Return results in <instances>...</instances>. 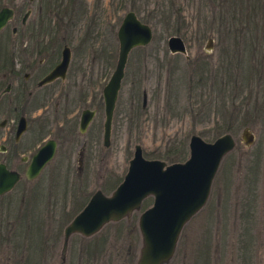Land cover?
<instances>
[{
    "label": "rangeland",
    "instance_id": "obj_1",
    "mask_svg": "<svg viewBox=\"0 0 264 264\" xmlns=\"http://www.w3.org/2000/svg\"><path fill=\"white\" fill-rule=\"evenodd\" d=\"M84 2L86 13L58 35L77 47L81 32L90 23L92 37L82 48L84 61L94 64L89 71L97 74L91 88L100 93L115 62V29L132 0ZM154 2L134 0L137 16L142 19L154 10ZM261 2L260 13H249L246 0H237L242 28L237 32L224 30L217 22L208 23L201 0H176L184 18L177 33L166 29L155 16L147 22L150 40L127 56L108 146L101 141V102L96 123L88 130L98 136V157L90 162H46L34 177L30 199L19 203L13 189L12 197L0 203V264H137L142 246L138 216L149 206L152 195L90 235L70 233L62 251L63 226L78 207L73 204L72 213L61 221L63 185L84 184L82 193L74 189L69 196L66 193L68 208L70 194H82L83 204L96 189L111 193L127 169L134 144L141 146L143 156L167 164L173 161L168 156L181 144L185 147L174 161L188 157L191 134L212 141L223 132L232 135L234 145L222 155L204 203L182 224L171 255L160 264H264V0ZM42 3L0 0V7L13 8V16L0 28V52L18 45L16 41L29 30L40 33L43 26L50 28L51 21L45 20L53 17L38 16ZM25 12V23L20 24ZM16 26L19 35L11 34V27ZM172 34L182 38L184 53L167 49L166 38ZM207 36L213 37L209 52L202 48ZM5 53L8 57V51ZM230 123L232 129L225 130ZM243 126L252 133L250 144L240 138Z\"/></svg>",
    "mask_w": 264,
    "mask_h": 264
},
{
    "label": "water",
    "instance_id": "obj_2",
    "mask_svg": "<svg viewBox=\"0 0 264 264\" xmlns=\"http://www.w3.org/2000/svg\"><path fill=\"white\" fill-rule=\"evenodd\" d=\"M27 12L23 15L26 16ZM12 17L9 6L0 7V28ZM14 32L15 28H11ZM115 35L117 53L113 68L101 88L103 104L102 142L108 143L111 116L118 89L124 73L128 51L135 46L145 45L151 38V27L131 9L126 10L118 23ZM213 37L207 36L202 48L209 52L212 49ZM167 49L174 53H184L185 46L177 34L166 38ZM68 60V48L63 46L62 58L48 72L40 83L52 79L56 73L61 74L63 65ZM144 94L142 95V105ZM91 114L84 109L81 113L80 130H83ZM240 138L245 144L252 141V133L248 126L241 129ZM234 145L229 132H223L212 141H205L197 134L188 138V157L183 161L165 163L158 158H146L142 155L141 146L134 144L127 169L122 179L110 194L96 189L81 208L72 216L63 228L62 251L67 237L72 232L90 235L109 220H118L131 209L137 207L148 194L152 201L138 216V229L141 234L137 264H160L167 260L173 251L175 241L182 224L204 203L211 179L224 153ZM53 141L46 140L38 148L28 168V176H33L50 158ZM264 167V152L262 158ZM16 179L0 166V192L8 189Z\"/></svg>",
    "mask_w": 264,
    "mask_h": 264
},
{
    "label": "flooded vegetation",
    "instance_id": "obj_3",
    "mask_svg": "<svg viewBox=\"0 0 264 264\" xmlns=\"http://www.w3.org/2000/svg\"><path fill=\"white\" fill-rule=\"evenodd\" d=\"M10 8L13 16V8ZM23 16L20 17V24L25 23ZM14 28L11 34H21L17 26ZM82 33L83 31L81 37ZM58 34L57 32L53 34L55 37H52L47 31L38 33L29 30L27 35L16 41L18 45L6 50L8 57L6 51L0 52V166L16 175L12 185L0 192L1 204L12 197L10 193L13 189L16 190L19 203L24 204L31 198L37 173L28 176V168L38 148L46 140L53 141V151L45 163L90 162L98 157V136L88 133L91 125L96 123L102 102L101 92L96 93L91 88L97 82L96 72L89 71L94 69V64L90 65L84 61L85 50L82 47H85V40L79 38L76 44L79 46L75 47L64 40L63 34ZM29 43L31 44L28 45ZM63 46L68 48V60L63 65L62 73H56L52 79L40 83L61 60ZM84 109L90 110L91 114L84 129L80 130L81 113ZM109 136L106 145L102 142L104 146H108ZM91 154L92 158L89 157ZM67 177L65 176L64 180ZM66 186L63 185L64 190L59 201L61 221L63 216L72 213L69 211L73 204L79 206L83 202L82 194L76 193L75 197L70 194L68 208L66 193L68 195L70 189L78 190L79 193L86 189L84 184H69L67 188ZM50 187L54 189L55 184L52 182ZM76 212L67 219L64 226Z\"/></svg>",
    "mask_w": 264,
    "mask_h": 264
},
{
    "label": "trees",
    "instance_id": "obj_4",
    "mask_svg": "<svg viewBox=\"0 0 264 264\" xmlns=\"http://www.w3.org/2000/svg\"><path fill=\"white\" fill-rule=\"evenodd\" d=\"M133 1L134 0H132V4H130V9L133 10L137 15L138 8L133 4ZM154 1L155 9H150L147 12L146 16L140 19L144 22H148L155 16V18L157 17L166 24V29L170 30L171 32L177 33L179 31L180 24L184 22V18L180 12L178 4L176 3V0ZM261 1L262 0H246L247 5L245 6V8L250 11L249 13H260L262 9ZM201 3L203 10L206 13V15L204 14V16L208 19V23L217 22V24L224 30L226 28L229 30H233L234 32L242 30L240 26L241 21L240 18H238V16L241 15V9L237 10V0H201ZM206 4L208 9L206 8ZM85 13L86 8L84 0H43L40 15L38 16H41L43 18H46L45 15H48L49 18L53 17V19L51 18V20H45L46 22L51 21L50 28L43 26L42 30L47 31L52 37H55V35L53 34L61 31H67L68 28L71 27L74 23V20H77ZM262 13H264V7ZM42 23L43 21L39 18L38 24H40L41 26ZM89 24H86L81 37V39L85 41L89 40L90 37H92V30ZM211 25L214 24H210V26ZM206 32L207 28L204 29L201 35H204V33ZM99 48L101 51L104 50V47L102 45L99 46ZM240 123L243 124L242 122ZM225 127V130H231L233 126L230 123L227 124V126L225 124ZM181 146L182 147L178 148L175 153L171 154V156H168L169 158H171V160H175V158L180 157V152L185 147V145L181 144ZM80 206H78L75 210H78Z\"/></svg>",
    "mask_w": 264,
    "mask_h": 264
}]
</instances>
